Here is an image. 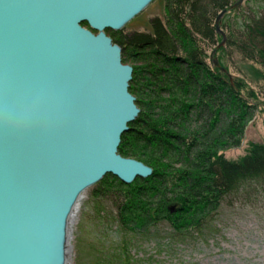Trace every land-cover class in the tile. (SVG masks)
<instances>
[{"label": "water", "instance_id": "water-1", "mask_svg": "<svg viewBox=\"0 0 264 264\" xmlns=\"http://www.w3.org/2000/svg\"><path fill=\"white\" fill-rule=\"evenodd\" d=\"M155 1L0 0V264H71L87 192L154 173L119 152L141 108L107 30Z\"/></svg>", "mask_w": 264, "mask_h": 264}, {"label": "trees", "instance_id": "trees-1", "mask_svg": "<svg viewBox=\"0 0 264 264\" xmlns=\"http://www.w3.org/2000/svg\"><path fill=\"white\" fill-rule=\"evenodd\" d=\"M256 2L244 11L237 0H164L151 32H107L133 64L130 91L141 108L119 152L154 169L132 184L107 175L93 188L113 201L125 231L146 236L167 224L177 234L200 233L224 201L264 191V143L236 159L224 154L242 146L258 109L251 100L264 98V0ZM236 57L255 70L256 89L229 73L226 62ZM132 262L108 255L97 264Z\"/></svg>", "mask_w": 264, "mask_h": 264}, {"label": "rangeland", "instance_id": "rangeland-1", "mask_svg": "<svg viewBox=\"0 0 264 264\" xmlns=\"http://www.w3.org/2000/svg\"><path fill=\"white\" fill-rule=\"evenodd\" d=\"M257 4L256 0H244L239 6L245 11ZM157 16L164 18V4L160 0L122 32H151L150 20ZM213 63L220 65L217 58H213ZM226 64L232 76L244 78L247 85L256 89L252 82L256 81V73L250 65L237 57ZM249 93L248 89L244 91L247 96ZM251 101L258 109L247 126L242 146L225 151L228 158L244 155L250 143H264V98ZM93 188L77 213L71 264H97L108 255L130 256L132 264H264V191L250 190L224 201L200 233L181 235L162 224L144 236L122 229L113 201L97 198Z\"/></svg>", "mask_w": 264, "mask_h": 264}, {"label": "bare ground", "instance_id": "bare-ground-1", "mask_svg": "<svg viewBox=\"0 0 264 264\" xmlns=\"http://www.w3.org/2000/svg\"><path fill=\"white\" fill-rule=\"evenodd\" d=\"M102 181H103V180H102ZM102 181H101V182H102ZM99 183H100V182H99ZM99 183H98V184H99ZM98 184H97V185H98Z\"/></svg>", "mask_w": 264, "mask_h": 264}]
</instances>
